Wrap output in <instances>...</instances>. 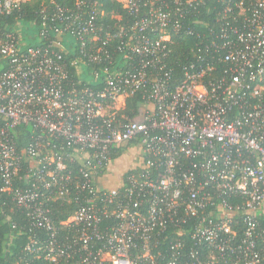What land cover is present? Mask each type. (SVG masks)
Here are the masks:
<instances>
[{
  "label": "built area",
  "instance_id": "built-area-1",
  "mask_svg": "<svg viewBox=\"0 0 264 264\" xmlns=\"http://www.w3.org/2000/svg\"><path fill=\"white\" fill-rule=\"evenodd\" d=\"M29 1L0 0V197L43 231L24 250L264 264V0H116L131 21L112 25L99 0L25 20ZM119 149L131 162L112 179ZM51 203L74 207L58 227Z\"/></svg>",
  "mask_w": 264,
  "mask_h": 264
},
{
  "label": "trees",
  "instance_id": "trees-1",
  "mask_svg": "<svg viewBox=\"0 0 264 264\" xmlns=\"http://www.w3.org/2000/svg\"><path fill=\"white\" fill-rule=\"evenodd\" d=\"M50 1H54L65 8H72L76 0H31L21 6L17 15L25 20H31L36 17L38 10L44 5H48ZM100 10L103 12L101 16L102 21L111 22L112 15H121L123 20L131 21L124 9L116 0H99ZM10 18V17H9ZM190 39L178 40L174 46V53L181 55L186 49L191 46ZM178 76V69L175 71ZM139 98L137 95H132L126 99L124 112L130 114L138 107ZM23 132L18 129L17 133ZM20 146V143L18 142ZM123 149L113 155V160L120 158L123 154ZM21 183H18L20 185ZM17 185V184H16ZM5 201V206L0 209V264H17V259L20 257L27 259L30 264L42 263L41 260L36 259V255L24 250V247L29 242V238L35 235H43V231L35 228L30 219L20 209L14 208L10 203V199L3 195L0 197V204ZM7 202L9 206H6ZM11 207V211H10ZM74 207L72 204L65 205L62 203H51L50 218L58 227L59 223L65 220L73 213ZM15 225V227H13ZM43 264V263H42Z\"/></svg>",
  "mask_w": 264,
  "mask_h": 264
},
{
  "label": "rangeland",
  "instance_id": "rangeland-1",
  "mask_svg": "<svg viewBox=\"0 0 264 264\" xmlns=\"http://www.w3.org/2000/svg\"><path fill=\"white\" fill-rule=\"evenodd\" d=\"M22 34L25 37V40L28 42H31V37H33L36 34V29L32 26H30L27 23H22ZM132 150V149H131ZM131 162V152H127V150L125 151V154L122 156L121 159L115 160L111 169H112V173H111V177L112 179L114 175L117 174V170L121 169L123 170L125 167L129 166Z\"/></svg>",
  "mask_w": 264,
  "mask_h": 264
}]
</instances>
